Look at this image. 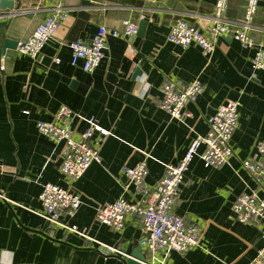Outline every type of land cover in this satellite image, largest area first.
Instances as JSON below:
<instances>
[{"label": "crops", "instance_id": "obj_1", "mask_svg": "<svg viewBox=\"0 0 264 264\" xmlns=\"http://www.w3.org/2000/svg\"><path fill=\"white\" fill-rule=\"evenodd\" d=\"M56 3L15 0L16 7L5 10L29 12L0 22V36L26 40L48 15L37 9ZM214 4L215 0H64L71 13L37 58L20 54L16 47L1 57L0 264H126L129 258L142 264L145 261L133 258L139 248L154 264H252L264 244L262 229L238 222L233 205L243 193L264 198L263 186L243 166L244 160L259 158L257 144L264 140V71L254 72V50L243 49L230 36L218 39L212 55L196 44L182 48L168 41L180 18L207 33ZM244 13L245 0H229L228 19L242 20ZM125 20L138 29L146 21L144 36L108 37L106 56L94 72H85L82 62L72 64L70 42H90L100 26L122 30ZM253 34L264 39V0L259 1ZM138 68L142 73L137 76ZM167 80H200L204 85L187 106L191 116L184 122L171 119L161 108V86ZM228 100L240 101L233 156L222 167H206L196 156L176 205L186 224L201 228L197 247L152 255L143 245L146 232L138 217L128 216L121 229L97 222L101 205L142 198L124 167L145 161L146 183L154 187L196 136L207 133L208 119ZM62 106L76 115V138L88 120L110 132L100 161L72 181L61 171L63 144L37 128L40 121H53ZM98 137L97 133L94 140ZM46 183L81 195L77 212L61 219L87 237L44 217L40 196Z\"/></svg>", "mask_w": 264, "mask_h": 264}, {"label": "built area", "instance_id": "obj_2", "mask_svg": "<svg viewBox=\"0 0 264 264\" xmlns=\"http://www.w3.org/2000/svg\"><path fill=\"white\" fill-rule=\"evenodd\" d=\"M260 0H245V13L242 20H230L226 17L229 0H215L210 16V29L200 31L184 18L177 19L172 25L168 41L182 48L198 45L205 55H212L218 39L230 36L240 43L245 50H254L252 67L254 72L264 71V39L253 34V21L256 17ZM48 11L47 17L26 39L19 41L17 51L20 54L37 58L43 48L54 36L61 24L67 20L71 9L64 5V0H57L54 6L39 8ZM27 10L0 11V22L25 14ZM138 34V25L131 20L123 22V29L118 30L100 26L90 42L76 40L69 43L73 65L82 62L85 72H94L106 56L108 37H132ZM131 55L134 49L130 48ZM60 62L59 58L55 59ZM204 90L200 80L191 83L167 80L161 86V108L171 119L179 122L191 116L187 106L196 101ZM239 100H228L221 104L216 113L208 119V131L197 135L190 144L183 158L176 164H169L163 177L154 187L146 183L148 168L146 162L133 167H124V174L133 182L142 198L129 201L124 198L107 202L97 209L96 220L99 224L115 229L125 225L128 216L142 220L146 237L143 245L154 254L159 252L185 253L197 247L202 234L198 225H188L176 213L179 192L196 156H200L206 167H222L233 156L232 137L238 126ZM76 115L62 106L53 121L37 123L38 131L57 144H63L61 171L69 180L81 178L93 162L100 161V150L107 137L108 130L103 129L94 120H88V127L75 137L72 123ZM98 139L94 140L96 134ZM201 148H204L200 154ZM258 159L244 160L243 166L252 178L264 189V140L257 144ZM44 217L54 225L87 237L76 227H69L62 222L64 214L73 215L82 205L81 195L70 188L55 183H46L40 196ZM235 219L244 224H259L264 242V198L255 193L241 194L233 205ZM142 264H154L145 261ZM252 264H264V244L258 251Z\"/></svg>", "mask_w": 264, "mask_h": 264}, {"label": "water", "instance_id": "obj_3", "mask_svg": "<svg viewBox=\"0 0 264 264\" xmlns=\"http://www.w3.org/2000/svg\"><path fill=\"white\" fill-rule=\"evenodd\" d=\"M85 4H88V2H85ZM16 7L15 0H0V9L5 10V9H14ZM146 21H143L140 23L139 29H138V35L140 37H143L145 34V27H146ZM0 26H4V23L0 24ZM0 59L2 56H4L7 52L8 49H13L14 47L17 48V41H14L10 38H8L6 35H1L0 36ZM138 59L144 62V57L139 54L137 55ZM142 71L140 68H138L135 72V75H141ZM44 234V233H42ZM62 242V241H60ZM66 243V242H65ZM99 250V249H98ZM102 252V251H101ZM133 258H136L138 261H146V256L142 253L141 248L137 249L134 254ZM126 264H141L140 262H137L132 259H127L125 260Z\"/></svg>", "mask_w": 264, "mask_h": 264}]
</instances>
